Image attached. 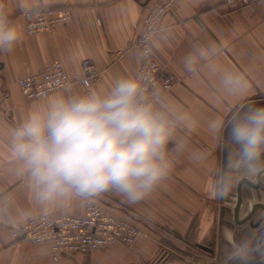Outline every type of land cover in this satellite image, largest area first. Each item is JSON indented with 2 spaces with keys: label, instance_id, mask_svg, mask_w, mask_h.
Listing matches in <instances>:
<instances>
[{
  "label": "crops",
  "instance_id": "1",
  "mask_svg": "<svg viewBox=\"0 0 264 264\" xmlns=\"http://www.w3.org/2000/svg\"><path fill=\"white\" fill-rule=\"evenodd\" d=\"M4 2L11 7L12 0ZM149 4L150 0H49V7L72 8L74 17L69 24L40 35L29 34L25 19L14 12L12 18L22 25L24 39L12 53L0 54V133L22 122L28 110L44 98L27 99L19 80L54 62H61L73 77L84 75V60L92 61L99 74L91 86L139 70L133 43L141 34V21ZM161 20L171 24L176 34L154 57L164 72L176 78V85L167 94L201 121L199 127L186 133L189 147L206 150L209 160L204 165L195 164L187 154L177 159L169 179L140 204L129 205L112 193L99 198L96 203H106L115 216L138 226L144 234L133 246L114 243L96 250L87 259L88 264H232L229 256L235 246L253 235L264 236V226L256 229L264 218V179L261 187L247 183L234 187L227 199L207 193L205 179L226 153L204 121L208 116L226 117L227 109L209 100L207 78L193 80L178 67L179 59L202 36L224 41L229 47L224 60L235 68L254 69L258 78L241 103L264 106V3L233 9L224 0H178ZM223 136L227 138L226 131ZM7 164L0 135V200L11 199L15 214L31 210V219L42 216L33 207L24 181L5 173ZM239 191L241 222H236ZM85 212L86 208L73 205L68 211L57 209L51 215L80 216ZM22 225L13 227L0 221V264H76L69 258L55 260L50 242L35 244L16 239L13 231ZM248 264H264V255L252 252Z\"/></svg>",
  "mask_w": 264,
  "mask_h": 264
},
{
  "label": "clouds",
  "instance_id": "2",
  "mask_svg": "<svg viewBox=\"0 0 264 264\" xmlns=\"http://www.w3.org/2000/svg\"><path fill=\"white\" fill-rule=\"evenodd\" d=\"M49 0H0V54L12 53L24 39L18 11L27 19L40 17ZM175 28L154 14L142 33L144 46L134 59L139 70L91 86L67 85L32 106L22 122L3 130L5 173L23 180L33 207L47 219L57 209L86 208L107 193L136 205L148 199L170 177L177 159L188 155L204 165L210 154L189 147L186 133L201 121L183 103L170 97L147 62L175 37ZM224 41L209 36L194 41L178 61L193 80L207 78L209 100L227 109V116H208L204 126L226 153L205 179L207 193L227 199L234 187L264 179V106L243 104L257 80L252 68L229 65ZM227 132V138L223 136ZM33 216L15 214L11 199L0 200V221L18 227ZM264 226V218L258 228ZM264 255V236L234 247L232 264H248L252 252Z\"/></svg>",
  "mask_w": 264,
  "mask_h": 264
},
{
  "label": "built area",
  "instance_id": "3",
  "mask_svg": "<svg viewBox=\"0 0 264 264\" xmlns=\"http://www.w3.org/2000/svg\"><path fill=\"white\" fill-rule=\"evenodd\" d=\"M178 0H150L149 7L141 21V34L134 41V47L144 46L142 33L146 21L154 14L160 19L167 14ZM264 0H224L230 8H243ZM21 16V14H20ZM26 30L31 35H40L53 32L59 26L69 24L74 17V10L69 7H48L38 18L27 19ZM145 65H141L144 67ZM157 80L169 92L176 85V78L164 72L158 65L154 55L146 65ZM140 67V68H141ZM84 77L89 85L98 76V70L90 60L82 62ZM71 77L61 62H54L42 71L30 73L19 80V86L27 99L39 100L49 93L58 91L67 85H80L77 77ZM81 86V85H80ZM144 234L143 230L126 220L115 216L106 206V203H94L86 207V212L80 216H55L47 219L40 216L24 223L13 231V236L20 241L31 243L50 242L52 256L55 260L69 258L78 264H88L87 259L96 250L114 243L133 246Z\"/></svg>",
  "mask_w": 264,
  "mask_h": 264
},
{
  "label": "water",
  "instance_id": "4",
  "mask_svg": "<svg viewBox=\"0 0 264 264\" xmlns=\"http://www.w3.org/2000/svg\"><path fill=\"white\" fill-rule=\"evenodd\" d=\"M259 182V181H258ZM247 184H249V185H251V186H254V187H257L258 185L257 184H254V183H252V182H246ZM242 185V184H241ZM241 185H239V187H241ZM241 192L239 191V201H238V205H237V208H239V206H240V203H241V194H240ZM252 215H253V212L248 216V218L246 219V220H249L250 219V217H252ZM202 250H204V251H207V252H210L211 250L210 249H208L207 247H204V246H201L200 247Z\"/></svg>",
  "mask_w": 264,
  "mask_h": 264
},
{
  "label": "flooded vegetation",
  "instance_id": "5",
  "mask_svg": "<svg viewBox=\"0 0 264 264\" xmlns=\"http://www.w3.org/2000/svg\"><path fill=\"white\" fill-rule=\"evenodd\" d=\"M262 182H263V179H261V180H259V182L258 181H256V183H254V184H257L258 186L257 187H261L262 186ZM254 187V186H253ZM242 201V200H241ZM241 204V203H240ZM238 205V204H237ZM239 208H240V206H239ZM239 208H237V206H236V208H235V215H234V217H235V221L236 222H241L240 220H239V218H238V215H239ZM215 264V263H214Z\"/></svg>",
  "mask_w": 264,
  "mask_h": 264
},
{
  "label": "rangeland",
  "instance_id": "6",
  "mask_svg": "<svg viewBox=\"0 0 264 264\" xmlns=\"http://www.w3.org/2000/svg\"><path fill=\"white\" fill-rule=\"evenodd\" d=\"M76 263V262H75ZM76 264H78V263H76ZM144 264H151V263H144ZM152 264H154V262H152Z\"/></svg>",
  "mask_w": 264,
  "mask_h": 264
}]
</instances>
